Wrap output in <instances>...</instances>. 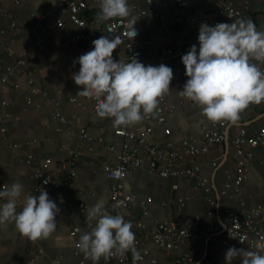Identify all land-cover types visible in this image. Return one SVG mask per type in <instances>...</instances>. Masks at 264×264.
<instances>
[{
  "label": "crops",
  "instance_id": "obj_1",
  "mask_svg": "<svg viewBox=\"0 0 264 264\" xmlns=\"http://www.w3.org/2000/svg\"><path fill=\"white\" fill-rule=\"evenodd\" d=\"M18 1L0 0V105L5 101L8 103L7 107L0 106V115H11L6 123L8 134L15 143L21 145L18 149L12 148L0 135V188L17 181L23 184L24 193L18 201L21 210L23 195L35 194L37 184L33 168L26 163L28 155L34 156L38 161L51 158L55 164L65 163L78 149L82 129H86L94 139L76 166L78 177L75 184L72 187L63 185L49 193L51 199L62 204L56 217V232L47 239L31 240L21 235L14 224H2L0 264H51L53 261L59 264H79L84 253L76 246V240L70 233L74 228H79V241L83 232L91 231L95 221L90 225L86 221V215L98 200L105 201L108 211L111 182L101 167L114 166L119 162L121 139L115 135L116 126L110 117H98L93 103L86 97L77 95L83 87L72 79V74L78 72L80 67L75 63L77 57L71 46L78 32L77 27L67 15L63 17L64 27H58L59 15L54 10L57 7L55 0ZM212 4L213 0H188V9L182 19L170 23L162 18L159 6L149 4L147 0H130L131 7L136 6L146 11L145 15L136 16V25L141 31L138 42L145 65L162 64L158 62V57L165 49L180 48L188 51L193 44L198 47L200 24L193 23L190 19L210 10ZM87 14L94 21L98 13L96 9H90ZM243 18L252 20L258 30L264 31V0H253L251 9L244 11ZM221 20L224 22L223 18ZM13 23L16 27L12 26ZM39 41L42 42L41 46ZM84 44L89 46V39ZM118 46L121 53L114 59L124 60L123 45ZM18 57L26 60V71L7 77V70L15 64ZM177 61V57H171L163 64L170 66L174 72ZM185 72L186 68L176 82H171V89L164 95V101L159 102L158 106L171 108L165 113L169 132L166 134L156 131L152 137L147 135L151 147L167 151L170 139H199V127L212 123L202 114L200 106L179 94L188 79ZM28 75L41 93L32 95ZM57 103L66 123L53 118L58 109ZM263 126L264 107L254 104L251 109L247 108L240 114L238 121L231 122L228 126V146L224 142L210 153L189 160V163L202 164L201 175L209 179L214 189V205L210 203L209 195L198 187L194 177L162 178L146 170L136 169L126 178V192L140 200L151 198L147 205L139 204L129 211L128 217L134 222L142 220L146 223L147 228L143 234L135 233V242L138 241L141 247L149 248L157 259V264H175L177 253L166 254L152 244L155 220L173 221L200 216L204 223H214L223 228L222 214L226 209L243 213L264 204V147L253 150L254 160L241 193L227 196L219 194L227 177L234 178L237 173L233 139L241 129L254 135ZM133 129L145 134V123L137 122ZM107 145H112L115 149L110 150ZM245 149L249 150L250 147L245 146ZM67 176L68 171L62 175V181ZM179 199H185L183 207L179 205ZM81 203L88 205L86 212L80 211ZM68 205L76 212L75 217L69 215ZM146 211L149 215L144 216ZM210 211L213 212L212 216L209 215ZM260 225L264 226V221ZM56 235H61L63 240L58 243ZM211 239L212 235L199 230L193 239L184 242L182 252L192 257L191 264H203L210 258ZM234 247L252 250L240 244H235ZM259 252L264 254V249ZM124 254L116 253L118 257ZM217 256L226 264L224 252H218ZM108 258L102 257L97 264H105ZM87 264H93V261L88 258ZM231 264H242L241 258H233Z\"/></svg>",
  "mask_w": 264,
  "mask_h": 264
},
{
  "label": "built area",
  "instance_id": "obj_2",
  "mask_svg": "<svg viewBox=\"0 0 264 264\" xmlns=\"http://www.w3.org/2000/svg\"><path fill=\"white\" fill-rule=\"evenodd\" d=\"M57 7L54 9L59 15L57 21L58 27H64L63 17L68 16L72 24L77 27L78 32L74 36L71 46L78 58L80 55L86 53L93 48L92 41L102 35H118L121 38V45H123L125 62L131 59H138L146 64L141 51V46L138 39L141 35L139 27L135 23L137 35L131 32L133 25L129 22L128 17H116L108 20L97 21V17L92 21L87 11L96 9L100 12L101 0H55ZM253 0H213L210 10L194 15L190 21L193 23L206 22L209 25H215L217 22L231 23L239 18H243L244 11H249L252 7ZM18 3L19 1L16 0ZM149 4L157 5L161 9V16L170 23L178 22L188 9V0H147ZM132 11L135 16H143L146 14L145 10L132 6ZM7 16L6 14H3ZM44 17V16H43ZM16 27V24H12ZM89 39V46H85V40ZM40 46L41 41L38 43ZM187 51L176 49H165L158 57V62L164 63L171 57H177V66L173 72L172 82L180 77L182 70L185 68L182 63V55ZM121 53L120 47L113 52V58H117ZM26 60L18 57L15 64L7 70V77L15 74L24 73L26 71ZM25 69V70H24ZM264 69V67H262ZM28 85L32 95L41 93V90L35 85L34 80L28 75ZM43 93V92H42ZM93 103L94 111L97 113L98 99L95 97H86ZM102 99V97H101ZM164 101V96L160 102ZM188 101H191L188 99ZM264 107V102L259 104ZM1 107H7L8 103L5 101L1 103ZM58 109L54 113L53 118L66 123L63 117L59 103ZM254 104H251L248 109H251ZM171 110L162 106H158V112L155 115L147 114L143 118L145 123V134L139 133L133 129V125H121L115 127V135L120 141V158L119 162L114 166L104 165L101 167L102 172L111 182L109 189V205L108 212L112 215H123L126 220L132 222V231L136 234H143L147 225L142 220L132 221L128 217V212L137 205H147L151 202V198L140 200L135 195L126 192L125 181L126 178L132 174L136 169L146 170L150 174L157 175L162 178L168 177H194L197 180L199 188L203 189L209 195V201L212 205L216 203L214 189L208 178L201 175L203 166L201 163H189L190 159H195L202 155L210 153L216 147H220L226 141V131L230 125V121L212 122L210 125H201L199 127V139L183 138L178 141L169 140L168 150H162L151 147L147 141V135L154 136L156 131H162L168 134L167 118L165 113ZM11 117L9 113L0 115V135L4 137L10 147L18 149L20 144L15 143L13 138L8 134L6 123ZM112 120L113 118L110 117ZM93 137L86 129H82L78 149L65 163L55 164L51 158L44 161H38L34 156L28 155L26 163L31 166L34 171V177L37 184L34 188V193L39 194L40 189H45L48 194L59 189L61 186L72 187L77 181L76 166L79 163L81 156L89 148ZM101 140V139H100ZM245 146L250 149L246 150ZM2 141H0V148ZM258 147H264V126L259 128L254 135H249L246 129H241L238 135L232 141V149L234 150V159L236 162V176L232 178L228 176L219 190L220 196H227L229 194L238 195L242 191L244 182L248 179L251 165L254 160L253 150ZM107 148L114 150L115 147L107 145ZM216 165V163H215ZM53 167V168H52ZM68 171L67 179L62 181V175ZM2 188V187H1ZM60 208L62 204L57 203ZM179 205H185V199H179ZM70 209V205H68ZM88 205L86 203L80 204V211L86 212ZM17 211L20 208L17 205ZM69 215L76 216V212L70 209ZM149 215L148 211L144 216ZM209 215H213L210 211ZM224 223H226V230L221 234L223 228L214 223H204L200 216L194 218H179L177 220H155L153 223L152 244L156 249L166 254L173 252L177 253L175 264H191L193 259L190 255L184 254L182 248L184 242L195 237L199 230L212 235L211 239V256L203 264H223L218 259L217 253L224 252L234 247L235 244L247 246L252 250L262 251L264 249V226L260 222L264 221V204H261L248 212L238 213L236 211L226 209L223 212ZM14 224V221H8ZM15 225V224H14ZM92 225V223H90ZM1 226V225H0ZM80 229L74 228L70 235L77 240V235ZM137 251L141 255V259L134 261L133 254L128 251L123 256L118 257L113 251L105 264H157V259L153 256L151 250L147 247H141L138 241L135 242ZM88 258L85 255L81 258L79 264H87ZM51 264H59L53 261Z\"/></svg>",
  "mask_w": 264,
  "mask_h": 264
},
{
  "label": "clouds",
  "instance_id": "obj_3",
  "mask_svg": "<svg viewBox=\"0 0 264 264\" xmlns=\"http://www.w3.org/2000/svg\"><path fill=\"white\" fill-rule=\"evenodd\" d=\"M100 9L97 21L128 17L131 32L137 35L130 0H101ZM198 42V47L193 44L182 55L188 79L179 94L200 106L207 120L234 123L251 104L264 102V31L252 20L239 18L215 25L203 22ZM120 43L118 35L94 39L93 48L75 61L80 67L72 74L74 82L83 86L77 95L97 98L98 117L113 118L114 126L132 125L147 114L155 115L173 80V69L163 63L157 66L136 58L115 60L113 52ZM23 193L24 186L18 181L0 188V225L14 221L16 230L31 240L49 238L57 230L60 208L45 189H40L38 195H23L22 208L17 211ZM86 221L95 224L80 235L76 246L93 264L102 257L107 259L113 251H131L134 261L141 259L132 222L123 215L110 214L103 199L89 209ZM55 240L59 243L63 237L56 235ZM236 257L242 264H264L261 252L235 247L226 251V264Z\"/></svg>",
  "mask_w": 264,
  "mask_h": 264
},
{
  "label": "water",
  "instance_id": "obj_4",
  "mask_svg": "<svg viewBox=\"0 0 264 264\" xmlns=\"http://www.w3.org/2000/svg\"><path fill=\"white\" fill-rule=\"evenodd\" d=\"M225 143H226L227 146L229 145V131L228 130L226 131V141H225ZM222 225H223V230H222L221 234H223L225 232V230H226V223L222 222Z\"/></svg>",
  "mask_w": 264,
  "mask_h": 264
}]
</instances>
